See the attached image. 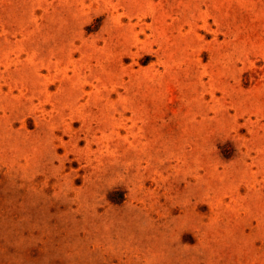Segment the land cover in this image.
I'll return each instance as SVG.
<instances>
[{"label":"rangeland","instance_id":"1","mask_svg":"<svg viewBox=\"0 0 264 264\" xmlns=\"http://www.w3.org/2000/svg\"><path fill=\"white\" fill-rule=\"evenodd\" d=\"M0 264H264V0H0Z\"/></svg>","mask_w":264,"mask_h":264}]
</instances>
